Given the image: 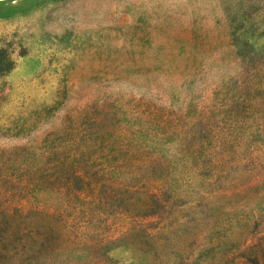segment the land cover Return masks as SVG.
<instances>
[{"label": "rangeland", "instance_id": "rangeland-1", "mask_svg": "<svg viewBox=\"0 0 264 264\" xmlns=\"http://www.w3.org/2000/svg\"><path fill=\"white\" fill-rule=\"evenodd\" d=\"M49 145L168 209L56 224ZM0 264H264V0H0Z\"/></svg>", "mask_w": 264, "mask_h": 264}, {"label": "trees", "instance_id": "trees-1", "mask_svg": "<svg viewBox=\"0 0 264 264\" xmlns=\"http://www.w3.org/2000/svg\"><path fill=\"white\" fill-rule=\"evenodd\" d=\"M39 150L37 159L51 161L37 175V194L51 192L59 198L60 208L47 216L75 234H84L95 221L106 224L104 218L159 216L168 209L169 182L164 174L154 177L161 157L118 167L91 166L75 161L70 152L53 145ZM143 154L140 149L132 152L135 157ZM102 205L114 207L99 218Z\"/></svg>", "mask_w": 264, "mask_h": 264}]
</instances>
